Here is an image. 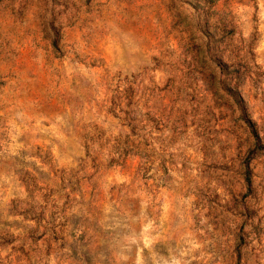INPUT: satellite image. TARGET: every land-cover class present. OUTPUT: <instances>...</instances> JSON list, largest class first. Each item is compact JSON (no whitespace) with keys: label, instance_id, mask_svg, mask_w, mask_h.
Returning a JSON list of instances; mask_svg holds the SVG:
<instances>
[{"label":"rangeland","instance_id":"obj_1","mask_svg":"<svg viewBox=\"0 0 264 264\" xmlns=\"http://www.w3.org/2000/svg\"><path fill=\"white\" fill-rule=\"evenodd\" d=\"M0 264H264V0H0Z\"/></svg>","mask_w":264,"mask_h":264}]
</instances>
